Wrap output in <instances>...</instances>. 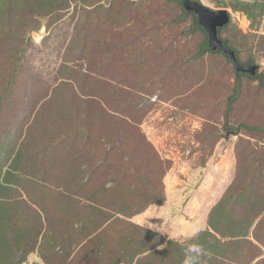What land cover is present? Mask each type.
<instances>
[{"label":"rangeland","instance_id":"374dc122","mask_svg":"<svg viewBox=\"0 0 264 264\" xmlns=\"http://www.w3.org/2000/svg\"><path fill=\"white\" fill-rule=\"evenodd\" d=\"M177 1L0 0V185L81 180L117 203L82 242L45 204L19 214L0 264H60L67 248L89 264H182L192 243L212 253L202 264H264V0H194L228 13L219 38L261 75L239 78L226 114L233 64L197 55L206 34ZM193 224L204 230L188 238Z\"/></svg>","mask_w":264,"mask_h":264},{"label":"trees","instance_id":"16d2710c","mask_svg":"<svg viewBox=\"0 0 264 264\" xmlns=\"http://www.w3.org/2000/svg\"><path fill=\"white\" fill-rule=\"evenodd\" d=\"M177 2L179 3L182 10L180 20H183V18H185L187 15H192L194 17V24L191 30H201L204 33L202 28L198 25L197 15L194 13L193 10H189L188 8L189 5L193 2H196L200 6L203 5H201L198 1L194 0H178ZM205 43L206 41L201 45L197 55H201L205 52L213 53L206 49ZM223 43L224 45H227L224 41ZM225 57L231 63L229 58L227 56ZM12 63L13 67H15V70L11 71L10 73V76L13 77L10 81H13L15 79V73H17L16 70L18 69V62H16L15 60ZM241 76L261 80V75L258 74L254 77H250L246 74H235L233 93L227 99L225 114L230 110L231 103L234 102L238 97L239 78ZM1 93L2 94H0V114L3 110V104L8 103L10 101L8 91L2 90ZM223 128L226 137L237 135V129L229 127L227 122L224 123ZM30 146V141L24 140L22 142V145L19 147V152H24L25 156H27L29 154L28 151ZM106 154L108 153L106 152ZM50 160L52 167H55V164H66L67 167H71L70 163L65 158L58 157L57 159L56 157H53ZM78 164L81 167L84 163L83 161H79ZM116 170L117 169H115V174ZM124 176L125 175L121 177ZM22 179H24L22 183H4L0 185V246L5 248H7V243H14L15 236L18 233L19 225L16 217H19V214H23L26 211L31 213L34 212L36 209L42 210L44 209L42 208L43 204H45L48 208V212L54 210L52 212V216H54L55 218H60L62 220H65L66 222L75 221L76 224H80L78 232L82 230V238L79 239V241L81 242L84 241L85 238L87 239L90 233V231L88 232L87 227L88 224H91L89 222H91V220L93 219H99L101 216H106V214H108L113 208V204L117 205V203H115L114 201H110L109 198H107L109 194L108 191L110 192L112 190L100 191L102 193L104 192V196L100 198V192H97L96 186L88 185L87 183H83V181L81 180L75 184H70V182H68L69 184L55 186L52 183L44 181L48 179L40 180L25 173L22 174ZM81 202L85 204V207H82ZM85 231L87 232L85 233ZM29 253L31 252H28L26 254V258ZM96 254L99 255V251H97ZM54 256L55 260H57V262H59L60 264H75L77 262L80 264H89L90 262L89 258L88 260L84 261L83 257L81 256L79 258L80 260H78V253L74 252L73 250H70L69 248L62 250L59 256H56V254ZM26 258H24L25 260H19V262H16L15 264H23L26 261ZM43 259L44 264H52L51 260L45 258L44 255ZM97 260L95 261L96 264L99 263L97 262Z\"/></svg>","mask_w":264,"mask_h":264},{"label":"water","instance_id":"95a60500","mask_svg":"<svg viewBox=\"0 0 264 264\" xmlns=\"http://www.w3.org/2000/svg\"><path fill=\"white\" fill-rule=\"evenodd\" d=\"M189 10H193L197 15L198 25L206 34L205 47L211 52H220L227 56L232 62L237 75L246 74L254 77L257 74L256 65H242L239 63L235 51L224 45L223 41L218 36V31L229 23V15L226 11L213 12L203 6L193 2L189 5Z\"/></svg>","mask_w":264,"mask_h":264},{"label":"clouds","instance_id":"9594fccd","mask_svg":"<svg viewBox=\"0 0 264 264\" xmlns=\"http://www.w3.org/2000/svg\"><path fill=\"white\" fill-rule=\"evenodd\" d=\"M148 219L144 223L145 230L159 231L161 234L175 235L169 231L168 226L165 224L163 226L155 225ZM204 230V226L201 224H193L187 230L186 234L188 238L198 237L199 233ZM211 252H207L201 245L197 243H192L188 245L185 250L184 259L182 264H202V258L205 256L210 257Z\"/></svg>","mask_w":264,"mask_h":264},{"label":"crops","instance_id":"0c3cea01","mask_svg":"<svg viewBox=\"0 0 264 264\" xmlns=\"http://www.w3.org/2000/svg\"><path fill=\"white\" fill-rule=\"evenodd\" d=\"M24 264H38L37 261H35L34 254H30L27 257V262H25Z\"/></svg>","mask_w":264,"mask_h":264}]
</instances>
